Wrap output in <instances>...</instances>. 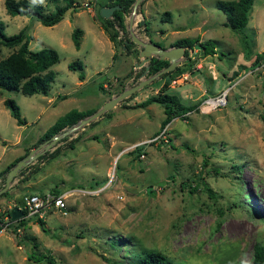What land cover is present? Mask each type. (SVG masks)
Returning a JSON list of instances; mask_svg holds the SVG:
<instances>
[{
    "label": "rangeland",
    "instance_id": "rangeland-1",
    "mask_svg": "<svg viewBox=\"0 0 264 264\" xmlns=\"http://www.w3.org/2000/svg\"><path fill=\"white\" fill-rule=\"evenodd\" d=\"M29 1L44 11L64 3ZM106 1L75 0L57 22L44 25L7 13L0 0L5 34L25 26L29 49L50 46L58 53L46 94L0 87V170L40 142L37 150L43 149L49 140L37 143L38 137L68 110L91 113L121 86L147 75L140 76L146 62L134 66L140 46L113 43L99 26L97 9ZM216 1L138 2L130 28L142 39L164 47L180 37L212 41L216 53L195 47L189 58L181 56L184 71L167 84V92L196 107L171 117L166 141L152 140L164 116L162 105L138 103L158 92L163 81L158 76L44 149L58 147L42 161L36 157L23 166L8 196H0L2 223L24 193L93 188L112 178L97 194H67L63 208L41 217L42 226L23 216L16 228H0V264H33L37 259L31 251L51 256L54 264H133L144 248L159 250L177 264H251L252 244L264 245V60L255 61L256 54L264 56V0H253L248 12V50L223 24L226 17ZM130 9L124 13L126 31L116 38L130 39ZM142 19L146 29L139 25ZM74 27L82 30L78 48L71 40ZM13 48L0 45V57ZM73 59L82 64V79L78 69L67 67ZM223 90L224 104L200 110L203 97ZM5 97L18 104L25 123H16L2 102Z\"/></svg>",
    "mask_w": 264,
    "mask_h": 264
},
{
    "label": "trees",
    "instance_id": "trees-1",
    "mask_svg": "<svg viewBox=\"0 0 264 264\" xmlns=\"http://www.w3.org/2000/svg\"><path fill=\"white\" fill-rule=\"evenodd\" d=\"M63 4H54V8L51 11H44L41 4L30 2L29 0H3V4L7 13L21 14L31 16L39 20L44 25H51L57 22L63 15L64 10L69 6L76 5L75 0H63ZM134 0H108L103 5L117 4L118 7L114 9L110 17H101L99 15V8L97 9V18L99 26L107 34L108 39L113 43H121L125 48H128L131 44H135L128 37L125 39H120L118 32L125 33V22L124 13L129 11V8ZM253 0H217L216 6L222 10L225 14L224 25H227L234 32L238 33L242 46L248 50L250 44V37L246 33V22L248 19V12L251 7ZM166 14L167 11H165ZM165 20V19H163ZM139 25H143L146 29L145 19L143 22H139ZM82 30L79 27H74L71 31V40L75 48L79 47L80 36ZM30 34L26 32V27L22 26L18 31L5 34L4 33V23L0 20V45L7 47H14L6 55L0 57V87L8 90L19 91L23 94H33L42 93L46 94L49 90L50 83L52 82L55 71L52 69V65L58 60V53L55 48L50 46H42L38 49L31 50L28 48V38ZM180 45L184 47L183 55L189 58V51H192L195 47L199 48L203 54H213L216 53L212 41L208 38L205 40H199V37H180L174 39L170 46ZM138 54V50L136 51ZM261 53L256 54L255 61L261 62L264 60V56ZM167 58H159L158 56L152 55L145 63L147 66V75L154 73L163 66L167 65ZM182 62L178 63L172 70L165 71L159 77L163 78L162 84L158 89L156 94L148 95L146 98L141 100L138 105L144 106L150 102H157L162 105L164 116L160 121V127L164 126L171 117L174 116H184V113L196 107L197 104L185 105L183 104L178 96L174 93L167 92V84L174 74H181L184 69L181 66ZM67 67L70 69H78V78H83L82 64L80 60L73 59L67 63ZM144 69V66L142 67ZM152 80L151 82H153ZM150 82V83H151ZM98 86L103 88L102 83ZM123 86L120 87V90ZM130 93L126 97L119 100L122 101L125 98L131 96ZM5 107L8 109L10 115L15 119L17 124L25 123L24 117L20 115V110L18 104L10 97H5L2 100ZM90 112H82L76 109H70L65 112L60 118H58L48 129L42 132L38 137L37 143L45 139H49L50 136L62 129L63 127L69 126L75 123L80 118L89 114ZM104 112L101 113V115ZM92 122V121H89ZM2 142H4L2 140ZM68 145L71 146L72 143L69 141ZM138 153L139 148L137 145L133 147ZM132 149V150H133ZM25 150L24 153L27 152ZM58 150L55 146L51 151L43 152L38 155L37 158L39 162L44 158L51 156L54 152ZM138 155V154H137ZM21 157H16L11 161L6 167L0 170L1 178L0 184L3 183V178L5 172L13 165V163ZM33 168L32 170H34ZM23 171L20 169L18 174ZM206 190L210 191V188L204 183ZM59 190H55L53 193H58ZM0 196L7 197L8 189L1 192ZM9 216V209L6 211ZM29 218L34 219L40 226L43 224V220L39 216H30ZM22 224V218L12 221L9 217L7 224L13 225L15 228L17 225ZM2 225H0V228ZM15 231V229H13ZM30 256L35 260L41 258L50 264H54L51 256L39 255L34 251H31ZM133 264H177L172 261L163 252L152 249L144 248L139 252L138 258ZM251 264H264V245L259 242H254L252 244V258Z\"/></svg>",
    "mask_w": 264,
    "mask_h": 264
},
{
    "label": "water",
    "instance_id": "water-1",
    "mask_svg": "<svg viewBox=\"0 0 264 264\" xmlns=\"http://www.w3.org/2000/svg\"><path fill=\"white\" fill-rule=\"evenodd\" d=\"M140 0H134L131 4L130 14L128 17V30L130 35V40L140 47L138 49V57L139 59L134 60V66H140L144 62H146L152 55L158 56L159 58H167L168 63L167 65L163 66L159 70L155 71L154 73L148 74L145 77L139 78L136 82L132 83L129 86L123 87L119 90L116 94L110 96L106 99L98 108H96L91 113L85 115L84 117L77 120L75 123L66 127L60 132H56L50 136L48 139L49 141L43 146V149L37 150V148L43 143L40 142L38 145L30 148L25 154L19 157L13 165L5 172L3 183L0 184V193L7 190L10 186L11 181L14 179L18 171L25 166L28 162L32 159H35L38 155H41L44 149H47L51 145L55 143L57 139L61 136L66 134L68 131H71L75 128L81 127L84 124L88 123L90 120L94 119L95 117L101 115L102 112L110 109L113 107L120 99L126 97L130 93L140 89L141 87L150 83L153 79L161 75L165 71L172 70L180 61L181 56L184 53V47L180 45L175 46H168L164 47L159 45L158 43L153 42L151 39L144 40L138 35H136L133 30L130 28L132 23V15L135 12L136 6ZM80 5H77V7ZM72 7V6H70ZM118 7L117 4H110V5H101L99 7V15L101 17H110L112 11ZM143 22V19L140 21ZM189 54V52H188ZM147 71V66L144 65L143 71L140 73V76L145 75ZM1 178V174H0ZM23 216L21 209L17 205H13L9 209V217L12 221H15Z\"/></svg>",
    "mask_w": 264,
    "mask_h": 264
},
{
    "label": "built area",
    "instance_id": "built-area-1",
    "mask_svg": "<svg viewBox=\"0 0 264 264\" xmlns=\"http://www.w3.org/2000/svg\"><path fill=\"white\" fill-rule=\"evenodd\" d=\"M225 95H226V90H223L222 92L216 95H206L200 101V105H199L200 110L208 111L211 108L224 104ZM165 127H166L165 124L164 126L160 127L158 134L152 140H155L156 138L160 137L163 141H166L168 138L167 135H165ZM147 141H150V139ZM140 155H142V153H140ZM111 178L112 176L108 175L106 183L99 186H94L93 188L73 186V187L65 188L59 191L58 193H51L47 191L41 193L36 191L27 192L21 196L20 204L17 206L21 209L23 216L30 217L36 215L39 217H43L48 210H53L54 208L55 209L63 208L67 194L77 193L79 195H84V196L97 194L106 187V185L110 182ZM4 219L5 220L3 221V223L0 221V225H2V227H4L7 224V221L9 219L8 214H6ZM33 264H50V263L45 260L39 259L36 260Z\"/></svg>",
    "mask_w": 264,
    "mask_h": 264
},
{
    "label": "crops",
    "instance_id": "crops-1",
    "mask_svg": "<svg viewBox=\"0 0 264 264\" xmlns=\"http://www.w3.org/2000/svg\"><path fill=\"white\" fill-rule=\"evenodd\" d=\"M174 94H175V93H174ZM178 95H179V93H178ZM178 95H177V96H178ZM178 98H179V100H181V96H180V95L178 96ZM107 99H108V98H107ZM18 142H19V138H17L16 141H15L14 143H18ZM72 147H73V146H72ZM18 156H20V154L17 155L16 157H18ZM16 157H15V158H16ZM15 158H13V159H15ZM13 159H11V160H13ZM11 160H10V161H11ZM10 161H9V162H10Z\"/></svg>",
    "mask_w": 264,
    "mask_h": 264
}]
</instances>
